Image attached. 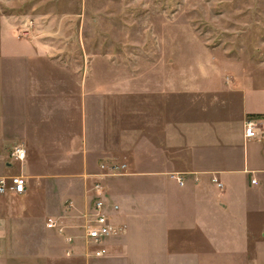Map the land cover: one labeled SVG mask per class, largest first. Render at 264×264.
Listing matches in <instances>:
<instances>
[{"label": "crops", "instance_id": "obj_1", "mask_svg": "<svg viewBox=\"0 0 264 264\" xmlns=\"http://www.w3.org/2000/svg\"><path fill=\"white\" fill-rule=\"evenodd\" d=\"M50 47L0 18V174L23 173L28 182L25 194L0 195V264H245L256 255L251 240L264 243V87L254 79L264 73L227 82L137 70L112 88L93 85L86 68L61 70ZM248 120L258 137L245 136ZM18 143L27 150L23 164L8 158ZM120 162L127 174L105 184L123 234L89 249L82 233L66 240L70 225L65 234L46 226L52 242L35 251L18 239L30 190L68 179L66 222H81L75 214L91 208L101 164ZM98 247L107 253L88 255Z\"/></svg>", "mask_w": 264, "mask_h": 264}, {"label": "rangeland", "instance_id": "obj_2", "mask_svg": "<svg viewBox=\"0 0 264 264\" xmlns=\"http://www.w3.org/2000/svg\"><path fill=\"white\" fill-rule=\"evenodd\" d=\"M1 17L18 36L51 45L61 70L91 71L97 86L115 88L137 70L205 72L227 82L232 75L264 73V0H0ZM25 23H32L29 35H23ZM254 83L264 87V74ZM18 168L13 163V171ZM71 186L66 178H47L42 191L25 196L29 220L17 237L29 250L52 242L48 217L70 225L73 235L83 232V219L66 222L63 202ZM258 241L251 240L258 253L245 264H264Z\"/></svg>", "mask_w": 264, "mask_h": 264}, {"label": "built area", "instance_id": "obj_3", "mask_svg": "<svg viewBox=\"0 0 264 264\" xmlns=\"http://www.w3.org/2000/svg\"><path fill=\"white\" fill-rule=\"evenodd\" d=\"M23 35H29L32 23H25ZM245 136L248 138H256L259 133L256 128V123L253 120H248L245 123ZM2 155V147L0 145V157ZM8 158L10 162H20L23 164L27 158V150L23 144H14L8 150ZM101 171L97 174V180L92 185L90 191L93 192L92 206L82 215L83 221L79 224L82 229L80 237L83 238L85 246L89 249L91 246H100L103 240L111 236L123 234L126 231L125 224H118L114 222L112 213L108 210V192L105 184V178L109 176H121L127 174L128 165L126 162L120 163H102ZM172 177L177 179L181 184L184 183V178L180 174H172ZM212 180L217 183L219 187L223 184L216 176ZM256 179H252L255 183ZM27 176L20 174H0V195L15 194L22 195L27 191ZM113 211L119 210L118 204H113ZM46 226L49 229L58 231L60 234H65L67 226L64 225L56 217H48ZM77 236L67 235L66 240L73 242ZM107 253L105 247H98L92 252L88 251V255L95 257H102Z\"/></svg>", "mask_w": 264, "mask_h": 264}]
</instances>
